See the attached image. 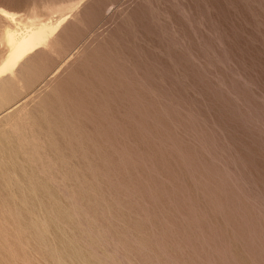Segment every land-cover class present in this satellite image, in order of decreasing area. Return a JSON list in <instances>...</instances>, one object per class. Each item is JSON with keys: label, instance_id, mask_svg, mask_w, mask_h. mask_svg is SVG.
I'll use <instances>...</instances> for the list:
<instances>
[{"label": "rangeland", "instance_id": "rangeland-1", "mask_svg": "<svg viewBox=\"0 0 264 264\" xmlns=\"http://www.w3.org/2000/svg\"><path fill=\"white\" fill-rule=\"evenodd\" d=\"M56 25L0 80V264H264V0H0Z\"/></svg>", "mask_w": 264, "mask_h": 264}, {"label": "bare ground", "instance_id": "bare-ground-1", "mask_svg": "<svg viewBox=\"0 0 264 264\" xmlns=\"http://www.w3.org/2000/svg\"><path fill=\"white\" fill-rule=\"evenodd\" d=\"M56 28V25L34 24L25 26L20 32L6 29L4 31V42L7 52L0 62V80L5 74L12 75L20 62L40 44L45 43L48 35Z\"/></svg>", "mask_w": 264, "mask_h": 264}]
</instances>
